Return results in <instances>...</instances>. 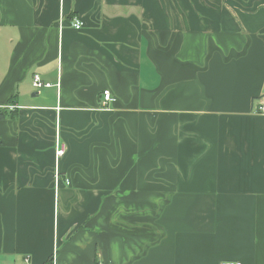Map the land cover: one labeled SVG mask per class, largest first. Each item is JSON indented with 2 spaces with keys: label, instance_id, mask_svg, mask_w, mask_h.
Returning a JSON list of instances; mask_svg holds the SVG:
<instances>
[{
  "label": "crops",
  "instance_id": "obj_1",
  "mask_svg": "<svg viewBox=\"0 0 264 264\" xmlns=\"http://www.w3.org/2000/svg\"><path fill=\"white\" fill-rule=\"evenodd\" d=\"M261 102L264 0H0V264H264Z\"/></svg>",
  "mask_w": 264,
  "mask_h": 264
},
{
  "label": "built area",
  "instance_id": "obj_2",
  "mask_svg": "<svg viewBox=\"0 0 264 264\" xmlns=\"http://www.w3.org/2000/svg\"><path fill=\"white\" fill-rule=\"evenodd\" d=\"M73 27L76 29H80L83 26V23L80 19L76 18L74 19L72 23ZM54 84L48 81L43 80L41 75L39 73H35L33 75V86L36 89H42L46 87H52ZM103 99H102V106L106 107L111 102L115 100L114 95L112 94V91L110 89H104L102 92ZM257 111L264 113V102H261L259 106L257 107ZM66 151V145L63 143L60 138L59 134L55 137V153L57 157L62 156ZM59 174L56 175V181L58 182ZM66 182L69 183L68 179H66ZM221 264H242L241 261L238 260H226L222 261Z\"/></svg>",
  "mask_w": 264,
  "mask_h": 264
},
{
  "label": "trees",
  "instance_id": "obj_3",
  "mask_svg": "<svg viewBox=\"0 0 264 264\" xmlns=\"http://www.w3.org/2000/svg\"><path fill=\"white\" fill-rule=\"evenodd\" d=\"M46 264H53V260L52 259H49Z\"/></svg>",
  "mask_w": 264,
  "mask_h": 264
}]
</instances>
